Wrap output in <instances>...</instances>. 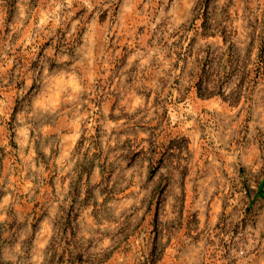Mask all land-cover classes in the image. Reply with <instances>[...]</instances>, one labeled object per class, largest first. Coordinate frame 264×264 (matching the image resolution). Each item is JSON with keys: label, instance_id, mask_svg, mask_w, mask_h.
<instances>
[{"label": "rangeland", "instance_id": "obj_1", "mask_svg": "<svg viewBox=\"0 0 264 264\" xmlns=\"http://www.w3.org/2000/svg\"><path fill=\"white\" fill-rule=\"evenodd\" d=\"M0 264H264V0H0Z\"/></svg>", "mask_w": 264, "mask_h": 264}]
</instances>
